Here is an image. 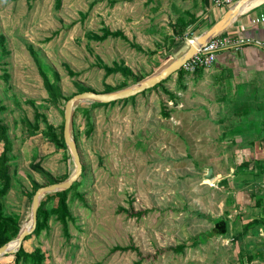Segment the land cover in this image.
Returning <instances> with one entry per match:
<instances>
[{
    "label": "rangeland",
    "instance_id": "1",
    "mask_svg": "<svg viewBox=\"0 0 264 264\" xmlns=\"http://www.w3.org/2000/svg\"><path fill=\"white\" fill-rule=\"evenodd\" d=\"M180 2L0 0V101L14 155L4 203L6 215L21 228L31 223L36 185L63 181L75 167L66 148L55 149L44 138L42 119L33 126L36 113L61 134L65 102L81 89L107 92L151 75L172 41H188L202 32L199 25L179 29V16L188 19ZM104 28L122 36L92 38ZM173 45L185 49L181 41ZM115 62L132 75H105L104 64ZM41 71L60 87L57 104ZM180 75L125 101L77 103L72 129L86 167L78 188L84 200L70 192L75 220H69L68 234L51 214L39 235L24 240L26 251L40 248L44 264H233L236 249L230 243L238 235L227 227L238 189L228 180L248 154L236 150L230 136L219 139L229 122L218 120L225 109L198 98L188 85L191 74L183 70ZM198 100L206 101L208 116ZM42 200L49 212L57 203L55 196ZM218 222L225 224V232ZM179 244L186 245L182 251L174 248ZM130 245L136 249L113 251ZM0 262L13 264L9 256Z\"/></svg>",
    "mask_w": 264,
    "mask_h": 264
},
{
    "label": "crops",
    "instance_id": "2",
    "mask_svg": "<svg viewBox=\"0 0 264 264\" xmlns=\"http://www.w3.org/2000/svg\"><path fill=\"white\" fill-rule=\"evenodd\" d=\"M180 3L187 22H191L185 32L193 25H199L198 32L209 29L229 9L214 5L213 0ZM247 5L220 33L242 41L240 45L220 51L208 69L191 74L188 85L198 92V98H207L225 109L220 110L222 115L218 120L229 122L219 139L230 136L236 150L248 154L246 161L234 167L228 180L238 189L231 214L234 217L227 227L238 235L230 243L236 249L233 264H264V0ZM170 30L168 27L169 34ZM179 41L185 49L174 48L173 43ZM188 41L183 38L172 41L167 57L152 73L186 51ZM198 101L207 110L206 101ZM205 115L208 116V110ZM240 200L244 204L240 205Z\"/></svg>",
    "mask_w": 264,
    "mask_h": 264
},
{
    "label": "trees",
    "instance_id": "3",
    "mask_svg": "<svg viewBox=\"0 0 264 264\" xmlns=\"http://www.w3.org/2000/svg\"><path fill=\"white\" fill-rule=\"evenodd\" d=\"M59 2H60V0H59ZM179 20H180V22H179V29L180 30H186L188 25L191 23V22H187L186 17L184 15L179 16ZM179 29H177V30H179ZM109 36L121 37L122 32L121 31H110L108 28H104L103 33L101 35L92 34V38L100 40V41L106 40ZM3 52H5V50H3L2 53ZM0 67H1V65H0ZM103 68L105 70V75H107V76L112 74V73H117V72H119L125 76L132 75V71L130 68H128L127 66H124L123 64H119L117 62H115L112 66H108V65L104 64ZM41 72H42V77H43V81H44V86L50 95V100L52 101V103L57 104L58 100L60 98H62V93H61L60 87L58 86L56 81L52 82L45 72H43V71H41ZM178 73H179V75L181 74L180 77L182 78L183 70L180 69L178 71ZM0 77H2L1 74H0ZM143 78L144 77H137L135 80L139 81ZM162 82H164V81H162ZM162 82L157 84L156 86H154L151 89H155V88L159 87L162 84ZM126 85H128V84H124L123 86H126ZM123 86H121V87H123ZM121 87H119V88H121ZM82 91H86V90L81 89L79 92H82ZM107 91H110V90H107ZM168 94H170V93H168ZM125 100L126 99L118 100V101H125ZM115 102H117V101H113L111 103H105V104H101V103H98V104L99 105H109V104H113ZM5 110H6V107L0 101V142L3 145V150L0 153V246H2L3 244L14 239L21 229V224L19 223V221H16L13 217L6 215V212H5L4 198L7 195L10 188L12 187L11 168H12V161L14 159V155L12 154L13 142L10 138L8 127L4 124V119L2 117V114L5 112ZM36 116H37V121L33 126H35V127L39 126L38 121H39V119H42V121L44 123V127H45V130L43 131L44 138L47 141L51 142L54 145L55 149H60L63 147L66 148V145L64 142V137H63V130L61 131V134H57L55 126L48 121L47 117L44 114L37 112ZM74 137H75V135H74ZM75 139H76V137H75ZM33 166L38 171L43 170V168H41L39 164H36ZM85 169H86V167L83 164V172H82L81 178L85 175V173H84ZM42 172H44V171H42ZM60 181H62V180L50 179V180H48V182L46 184H51V183L60 182ZM81 182L82 181L77 180L67 190L57 191V192L46 194L47 197L55 196L57 198V203H56V205H54L50 209V212H49L47 209L44 208L45 201L41 200V203H40V206L38 209V213H37L36 228L30 235H28L26 237V239H29L31 236H34V235H39L40 232L44 228L47 227V225H48L47 222H48V219H49L51 214L54 215L59 220V222L62 224L64 232L66 234H68L69 220H75L74 216H72V213H71V210L69 207V200H68L69 197L68 196H69L70 192H72V196L74 198L76 197V198H80V199L84 200V196L80 193V191L78 189ZM40 186H42V185H40ZM40 186L36 185L35 190H33V192H32L33 195H34L35 191L37 190V188ZM33 195L31 196L30 201H32ZM140 214L141 213H137V212L133 213V215H137V216H139ZM23 244H24V242H23ZM12 245H13V243H12ZM185 246H186L185 244H179V245L175 246L174 248L177 251H182L185 248ZM131 248L136 249L133 245L115 246L113 248V251H116V250H123L124 251V250H129ZM5 256L11 257L13 260V264H24V263L27 264L28 262H31L32 264H44V259H45V256L41 252L40 248H35L33 251L29 252V251L25 250L23 245L17 252H15L13 254L5 255ZM0 264H8V263L0 262Z\"/></svg>",
    "mask_w": 264,
    "mask_h": 264
},
{
    "label": "water",
    "instance_id": "4",
    "mask_svg": "<svg viewBox=\"0 0 264 264\" xmlns=\"http://www.w3.org/2000/svg\"><path fill=\"white\" fill-rule=\"evenodd\" d=\"M252 1L253 0H237L209 29L203 31L198 36L191 38L186 51H184L178 57L172 59L170 62H168L166 65H164L162 68L152 73L151 75L112 91L96 92L86 90L77 92L65 102L63 111V137L66 148L75 165L74 170L63 181L42 185L37 188L31 201L30 225L28 227L21 228L19 233L13 240L0 246V257L17 252L22 247L26 237L35 230L37 225L38 209L44 195L57 191L67 190L82 176L83 161L81 159L78 144L73 135L72 129L74 110L77 103L83 100H89L101 104L111 103L113 101L134 97L146 90L153 88L157 84L166 80L172 74L178 72L182 68L184 63L188 59H190L198 51L199 48H201L211 38L219 35L223 31V29H225V27L244 9V7ZM232 11L234 12V16L232 18H229V15ZM211 176L212 168H209L207 177L209 178ZM220 222L217 223V228L222 232H225V224L223 222L220 224Z\"/></svg>",
    "mask_w": 264,
    "mask_h": 264
},
{
    "label": "built area",
    "instance_id": "5",
    "mask_svg": "<svg viewBox=\"0 0 264 264\" xmlns=\"http://www.w3.org/2000/svg\"><path fill=\"white\" fill-rule=\"evenodd\" d=\"M237 0H213L216 6H227ZM234 4V3H233ZM242 41L220 34L208 40L198 51L188 59L182 69L186 74H192L199 69H208L216 60V55L229 47H238Z\"/></svg>",
    "mask_w": 264,
    "mask_h": 264
},
{
    "label": "bare ground",
    "instance_id": "6",
    "mask_svg": "<svg viewBox=\"0 0 264 264\" xmlns=\"http://www.w3.org/2000/svg\"><path fill=\"white\" fill-rule=\"evenodd\" d=\"M254 1V0H253ZM252 1V2H253ZM251 3V2H250ZM248 6V5H247ZM247 6H245V8L247 7ZM234 16V12L232 11L231 13H230V15H229V18H232ZM191 41V39L189 40V42ZM30 224H27L25 227H28Z\"/></svg>",
    "mask_w": 264,
    "mask_h": 264
}]
</instances>
